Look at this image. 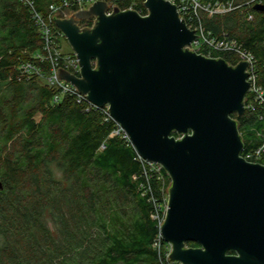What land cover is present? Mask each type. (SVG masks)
Masks as SVG:
<instances>
[{"label": "water", "instance_id": "water-1", "mask_svg": "<svg viewBox=\"0 0 264 264\" xmlns=\"http://www.w3.org/2000/svg\"><path fill=\"white\" fill-rule=\"evenodd\" d=\"M144 7L145 16L118 8L106 15L96 1L72 17H53L80 67L78 76L58 68L57 79L107 105L135 152L166 172L159 231L168 261L264 264V165L241 156L231 117L245 110L247 62L228 65L190 50L197 36L175 5L145 0ZM252 8L264 13V4ZM90 19L91 28L76 24Z\"/></svg>", "mask_w": 264, "mask_h": 264}, {"label": "trees", "instance_id": "trees-1", "mask_svg": "<svg viewBox=\"0 0 264 264\" xmlns=\"http://www.w3.org/2000/svg\"><path fill=\"white\" fill-rule=\"evenodd\" d=\"M58 1L34 0L42 13ZM251 1L200 16L206 30L226 33L254 56L256 82L264 90V13L253 10ZM41 48L28 9L19 0H0V264H161L152 248L158 227L148 194L140 192L142 166L135 150L110 136L115 124L104 121L100 110L86 111L69 96L52 104L54 89L21 73L25 62L47 69L33 58ZM210 57L238 62L226 52L212 51ZM248 99L242 115H231L242 137L241 156L264 140V109L251 110ZM256 163L264 165V153ZM162 175L167 188L163 169ZM150 184L161 201L162 184L155 177Z\"/></svg>", "mask_w": 264, "mask_h": 264}, {"label": "built area", "instance_id": "built-area-1", "mask_svg": "<svg viewBox=\"0 0 264 264\" xmlns=\"http://www.w3.org/2000/svg\"><path fill=\"white\" fill-rule=\"evenodd\" d=\"M96 1L104 2L106 4V15H110L113 8H118L121 11L133 10L140 16L147 15V10L144 7L145 0H59L57 3H51L44 13L36 10L34 0H19V2L28 9L30 18L36 26L42 40L41 51L35 53L33 58L40 64L47 65V69L44 71L41 66L37 68L34 63L25 62L20 66V71L23 75L27 76V78H30L31 76L41 78L43 82L54 89L51 101L52 104H57L61 101L62 97L69 96L74 99L76 104L85 105L86 111L91 109L100 110L104 121L111 120L115 124V128L110 133V136H119L125 139L126 142H129L124 130L109 115L107 105L102 108L93 105L84 95L79 93L73 85L65 80L57 79L58 68L63 69L72 75L78 76L80 67L78 59L73 52H62L60 39L64 36L56 27L53 17L59 19L72 17L76 12L88 9ZM165 1L175 5L179 18L184 20L188 29L195 32L197 37L190 43V50L198 54H201L200 52L204 51V56L206 57H210L212 51L226 52L235 55L238 62H247V81L250 84L247 93L249 97L247 100V106L251 110H254V106L256 105L261 106L264 109V90L256 82L254 56L243 50L235 41L229 40L226 33L222 32L219 36L213 35L210 31L203 27L201 22V13H205L209 16L224 14L239 8L242 4L237 5V0H218L213 4H203L199 0ZM257 3H260V1L252 0L248 4L253 6ZM121 6H124V8ZM248 20H252L251 14L248 15ZM82 21L84 20H76V24L81 29L91 28L94 23V20H92V25L90 27H85V25L81 23ZM101 147L103 148V146ZM263 153L264 140L257 148L246 152L242 157L249 162H256ZM136 161H138L142 166V173L140 177L143 179V183L140 192L142 196H146L148 194V201L153 206V211L151 212L150 217L157 223L158 227V234L153 240L152 248L160 255L161 264H179L168 261L170 246L164 241L159 231L165 215L168 188L164 185L162 167L159 164L146 161L137 152ZM153 177H155L157 181H160L162 184L160 189L161 201H159L157 197H154L152 193L150 180ZM164 243L169 246L168 251L162 248V244Z\"/></svg>", "mask_w": 264, "mask_h": 264}, {"label": "rangeland", "instance_id": "rangeland-1", "mask_svg": "<svg viewBox=\"0 0 264 264\" xmlns=\"http://www.w3.org/2000/svg\"><path fill=\"white\" fill-rule=\"evenodd\" d=\"M60 45L63 53H72V49L64 37L60 39ZM162 248H164L166 251L169 250V246L165 243L162 244Z\"/></svg>", "mask_w": 264, "mask_h": 264}, {"label": "flooded vegetation", "instance_id": "flooded-vegetation-1", "mask_svg": "<svg viewBox=\"0 0 264 264\" xmlns=\"http://www.w3.org/2000/svg\"><path fill=\"white\" fill-rule=\"evenodd\" d=\"M93 20V19H92ZM259 164H261V163H259Z\"/></svg>", "mask_w": 264, "mask_h": 264}]
</instances>
